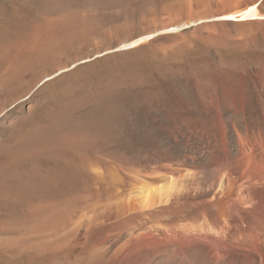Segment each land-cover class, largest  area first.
<instances>
[{"label":"bare ground","instance_id":"1","mask_svg":"<svg viewBox=\"0 0 264 264\" xmlns=\"http://www.w3.org/2000/svg\"><path fill=\"white\" fill-rule=\"evenodd\" d=\"M12 1L0 112L49 74L44 87L88 81L107 63L108 78L80 94L64 84L0 142V252L264 264V0ZM151 60L159 77L136 69Z\"/></svg>","mask_w":264,"mask_h":264},{"label":"rangeland","instance_id":"2","mask_svg":"<svg viewBox=\"0 0 264 264\" xmlns=\"http://www.w3.org/2000/svg\"><path fill=\"white\" fill-rule=\"evenodd\" d=\"M12 8H13L12 0H0V11L9 12ZM203 54L204 53L202 51H197L193 55V57L199 58L202 57ZM223 55L224 56L226 55L225 56L226 60L231 57V54L228 52H226L225 54L223 53ZM151 61L152 62L149 63H142V65L140 64L141 66L140 65L136 66V69L139 70V72L146 77H150V75L159 77L157 74L158 73L157 68L155 67L156 61L153 60ZM178 61L179 63H182L184 59L181 58ZM102 64L95 67L94 70L95 74L93 73V75L90 77L88 81L87 80L76 81L69 77L68 79H65V82L63 83L59 82L55 85H51L48 87H44L43 85L44 82L45 81L49 82L53 78H51L50 80L49 79L45 80L43 78L42 80L37 81L38 83L34 84L31 88L27 90V92L24 93L25 96L21 100L16 101L14 104L10 105L6 110L0 112V142L10 141L11 139L14 138V135L16 136V134L19 131H21V129L24 130L23 128H26L29 122L31 123V121L34 119L40 120L43 117L44 111L47 109V107L54 104L61 96L62 86H64V84H69L72 90H74V92H76L77 94L78 93L80 94L85 91H89L91 88L94 89L95 87L102 86L108 78L107 63H102ZM70 83L72 84L70 85ZM0 94L7 95L8 92H1ZM29 104L33 106V110L31 111V113H28L26 108L27 105ZM6 111H7V115H6L7 117H5L6 120L1 121V119L4 118L5 116L4 114L6 113ZM14 118H19L17 123L18 126L17 125L15 127L8 126L7 121ZM23 262L24 261L17 260L15 258L12 259V257H10V255L6 252L3 253L0 252V264H14V263L23 264Z\"/></svg>","mask_w":264,"mask_h":264},{"label":"water","instance_id":"3","mask_svg":"<svg viewBox=\"0 0 264 264\" xmlns=\"http://www.w3.org/2000/svg\"><path fill=\"white\" fill-rule=\"evenodd\" d=\"M100 54H103V53H100ZM82 55H80L79 57H81ZM94 56H96V55H89V57L88 58H86V59H80L77 63L78 64H85V63H88L89 61H93V58H94ZM50 74L48 75V76H46L45 78H46V80L48 79V78H50ZM44 78V79H45ZM25 95L23 94V96L22 97H20L19 99H17L16 101H19V100H21L23 97H24ZM15 101V102H16Z\"/></svg>","mask_w":264,"mask_h":264}]
</instances>
